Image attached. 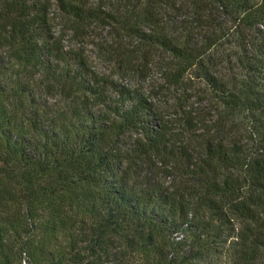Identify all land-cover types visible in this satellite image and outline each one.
Wrapping results in <instances>:
<instances>
[{"label": "trees", "instance_id": "1", "mask_svg": "<svg viewBox=\"0 0 264 264\" xmlns=\"http://www.w3.org/2000/svg\"><path fill=\"white\" fill-rule=\"evenodd\" d=\"M190 79L205 109L161 107ZM23 256L264 264V0H0V264Z\"/></svg>", "mask_w": 264, "mask_h": 264}, {"label": "rangeland", "instance_id": "2", "mask_svg": "<svg viewBox=\"0 0 264 264\" xmlns=\"http://www.w3.org/2000/svg\"><path fill=\"white\" fill-rule=\"evenodd\" d=\"M66 43L74 45V42H70V39H67L65 44ZM86 54L92 57L93 52L91 51L90 47H88ZM94 67L96 70L103 72L106 75L114 74L112 67L100 66L98 63H94ZM148 82V84H145L143 82H141V84L143 85V87L153 85L158 82V77L153 76L151 80H148ZM202 91L203 86L196 82L194 79L187 80L181 87H178L176 89L169 88L167 91L162 92V94L160 95L161 107H163V104L165 103L169 106L176 104V102H179V98H181V102L185 105V110L187 107V110L190 109L191 111L193 110V112L202 111L203 109H205V99L202 96ZM23 259L21 264H28V259L25 256H23Z\"/></svg>", "mask_w": 264, "mask_h": 264}]
</instances>
